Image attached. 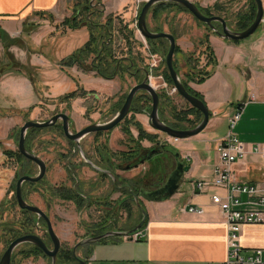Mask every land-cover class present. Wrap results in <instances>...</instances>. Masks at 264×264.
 I'll use <instances>...</instances> for the list:
<instances>
[{"label":"crops","instance_id":"1","mask_svg":"<svg viewBox=\"0 0 264 264\" xmlns=\"http://www.w3.org/2000/svg\"><path fill=\"white\" fill-rule=\"evenodd\" d=\"M102 1L105 17L120 15L125 22L130 23L131 27L136 29V38L147 44L136 25L139 8L147 0ZM190 1L202 9L213 10L217 2L225 0ZM228 10L222 9L220 13L213 15L228 18L230 28L240 31L239 23L235 19H233L234 23H231ZM236 10L235 17L239 12V9ZM73 13L72 0H0V144L4 149L18 150L17 141L20 134L18 135L17 125L20 117L22 119L24 115L34 110L35 112L40 111L45 103H53L55 105L64 104L68 109L66 113L74 121V113L79 114L76 111L79 107L77 104L84 106L90 95L96 96L93 84L101 83V79L109 81L99 76L96 71H84L77 65L69 67L63 63V60L73 55L90 39L87 27L73 29L64 25L63 22L72 17ZM180 17L190 19L184 13H180L177 19ZM192 23L193 20H190L189 28L185 29L183 26L180 27L176 21H172L165 26V31L176 36L177 45L183 50L178 63L184 67L185 55L190 53L196 54L200 68L208 65L207 55L204 53L205 45L201 44V41L209 34L210 46L214 50L217 65L213 74L204 82L189 83L193 90L203 96L211 111L207 127L195 136L175 139L168 135H159V131L150 124V112L144 111L135 115L136 120L143 125L146 131L158 134L162 142L175 147L184 165L190 168L184 172L179 190L171 198L163 201L141 199L142 205L147 210L148 218L139 239L126 235H110L99 241L82 243L77 249V254L79 257L84 254L85 256L81 258L89 264H222L227 259L229 229L225 214L213 203V196L219 194L225 197L227 189L216 186L213 178L215 168L221 162L219 144L228 135L226 128L229 131L231 119L238 110L242 112L235 125L234 133L247 144L249 153L235 162L232 170L237 180L255 185L258 188V194L264 189V20L252 36L241 41L225 39L215 31L201 30L197 23H194V29H192ZM77 37L81 38L80 45L76 43ZM166 44L167 42L162 43L163 49ZM142 52L147 63L151 64L153 61L151 55L144 49ZM211 68V66L208 67V69ZM93 74L96 75L94 76L96 82H91ZM180 76L187 79L185 73H181ZM155 77L156 80L152 82L154 86L163 83V75H155ZM80 87L87 91L84 97H78L71 103L58 101L60 97ZM122 102L124 103L125 100L120 102L121 107ZM165 114L170 124L179 123L173 113L166 112ZM130 116L132 113L128 118ZM185 124L187 126L182 129L190 128L188 123L185 122ZM119 127L115 141L120 143L121 148L112 149L114 151L124 150L122 142L125 141L126 134L123 128ZM131 130L135 137H139L136 127L132 126ZM147 141H143L145 147H149ZM256 144H261L260 152L252 150ZM108 146L112 148V140ZM162 155L163 169L157 176L146 178L143 187L155 189L156 185L149 184V182L160 179L169 170L176 168V157L168 153ZM81 163L87 165L85 161ZM139 166H143V169L131 177L122 175L123 171L120 170L117 174L131 181L147 176L153 168L149 161L137 167ZM19 170V164L12 167L11 158L7 157L4 150L0 148V206L4 201H8L7 204L12 201L11 186L14 179L16 181ZM75 178L70 179L69 185L65 183L62 185L72 186L79 190L81 193H78L85 200L84 206L78 208L74 201L67 202L73 203V207L79 214L86 207L92 208L100 204L102 213L99 219H94L88 224L82 223L89 231L84 240L96 236L93 234L102 230L104 232L101 235L110 232L127 233L142 220V211L135 199H133L134 206L131 215L128 212L124 213L122 201L127 197L122 192L123 188L115 187L114 180L113 195H118H106V193L104 197H99L96 194L103 193L108 184L101 187L97 193L89 194L86 184ZM52 186L58 188L61 185ZM89 186L93 188L94 185L92 183ZM241 199L244 202L242 209L252 207L251 204H247L252 200L248 194H243ZM59 200L66 202L60 198ZM191 207L202 208L203 213L190 212ZM56 209L57 215L68 219V216L60 212L59 207ZM78 227L77 218L72 227L73 231ZM54 228L60 239L64 240L61 235L64 229L58 230L55 222ZM73 231L71 235L74 234ZM240 240L243 246L242 253L245 256L253 254L257 249H264V223L244 224ZM63 248H68V246H63Z\"/></svg>","mask_w":264,"mask_h":264},{"label":"trees","instance_id":"2","mask_svg":"<svg viewBox=\"0 0 264 264\" xmlns=\"http://www.w3.org/2000/svg\"><path fill=\"white\" fill-rule=\"evenodd\" d=\"M73 1V15L72 17L66 19L63 23L64 25L73 28L79 29L81 27H87L90 32L89 41L79 50H77L73 55L63 60V63L69 67L78 65L83 70L96 71L100 76L105 79H115L118 77L121 80L126 78H133L137 82H142L147 73H154V75H163L166 81L170 86H173V80L170 76V73L166 66V61H163L162 64L157 69L151 71L150 64L147 63L146 57L142 52L144 43L139 41L136 38V29L131 27L130 23L125 22L120 15H109L105 17L104 5L102 0H72ZM183 9L189 11L184 6L173 3V2H160L156 4L151 9V18L155 22L153 26L149 23V28L154 32H161L164 30L163 24L160 22V19L164 14L170 12L173 9ZM222 8V3L217 2L212 9H202L201 10L211 16L214 14L213 11H219ZM257 5L255 0H252V6L248 11L239 12L235 17V21L239 23V30H244L248 28L256 17ZM190 12V11H189ZM196 18V17H195ZM197 19V18H196ZM201 24L207 27L209 32H212L211 29L206 23L201 22ZM163 42H167L164 38L158 39H148L149 51L151 54H162L166 56L167 54V44L163 49ZM201 44L205 45V51L208 59V65L206 67L200 68L199 59L196 57L195 53H190L185 55V74L187 79H182L187 90L196 97L205 101L203 96L193 90L189 85L190 82H204L208 79L214 72V68L217 65L216 56L214 50L210 46L209 34L202 38ZM181 51L180 46L177 45L176 54ZM92 57V61L89 62V59ZM175 67L179 74H181L178 64L174 61ZM211 66V69L208 67ZM87 94V91L83 87L78 88L77 90L70 92L59 98L60 103H71L74 99L78 97H84ZM161 107H160V116L168 124V117L166 112L173 113L174 117L178 120L179 123H188L189 127L197 126L203 119V114L196 108L189 106L187 109L180 110L175 104L174 100L166 93L161 92ZM123 104V102H122ZM121 107V105H120ZM120 107L115 110L117 113L120 110ZM152 109V99L151 96L146 92H140L133 103L132 107V116L131 118H126L123 121V130L126 134V139L122 142L124 150L114 151L108 144H99L97 147V153L100 156L102 163L100 165L105 169L114 173L116 170L122 169H132L143 163V160L151 162L153 168L150 174L147 176L135 178V180L122 179L118 183L123 186L125 183L129 182L134 191L143 187V184L147 179H150L153 176H157L163 169L162 157L163 153H168L174 156V153L178 150L167 142H163L162 146L164 151H157L153 153V149L162 143L158 134H153L146 131L143 125L136 120L135 115L141 112H150ZM193 116L194 118H191ZM176 128L178 125H172ZM134 126L139 131V137H135L131 127ZM46 129L50 128H31L27 131L26 137V147L29 151L34 152L33 138L39 135ZM105 132H98L97 135H102ZM20 130H18V135ZM19 137V136H18ZM148 140L153 144V147L147 148L143 145V141ZM71 146L75 147L74 142H69ZM0 148L4 150V153L7 157L15 159L20 166V170L16 175V181L24 174H35V163L27 159L23 154L18 150H7L4 149L0 144ZM74 155L73 151L70 149L65 155V158ZM173 160V159H172ZM80 166V165H79ZM65 169L68 173L70 179L72 178V163L67 162L65 164ZM164 172V170H163ZM104 177H108L104 174ZM158 181L162 179H157ZM40 183L25 182L24 188H32L34 190ZM14 191L16 185L13 187ZM51 197H58L66 201H74L78 208H83L84 198L80 196L79 190L74 189L73 187H68L67 185H61L60 187H49ZM123 194L127 197L126 200L122 201V207L131 215L132 213V202L133 199L128 188L122 190ZM81 193V192H80ZM26 198V193H25ZM16 196L13 198V204L16 205ZM8 202V201H7ZM7 202H3L0 206L2 210L1 218H4V212L7 210ZM8 206V207H9ZM21 220L18 225H14L7 221H1L0 228L4 232L3 238L6 239V243L9 244L11 241L17 237L28 234L33 228L35 215L27 210H20ZM142 215V213H141ZM142 218V217H141ZM104 231L98 232V234L103 233ZM25 248L20 251L21 256H24V259L30 256L36 255H45L43 251L36 246L25 243ZM46 256V255H45ZM16 262V256L13 255L12 264ZM74 262L78 263V260L73 255V248H63L58 256V263L68 264Z\"/></svg>","mask_w":264,"mask_h":264},{"label":"rangeland","instance_id":"3","mask_svg":"<svg viewBox=\"0 0 264 264\" xmlns=\"http://www.w3.org/2000/svg\"><path fill=\"white\" fill-rule=\"evenodd\" d=\"M220 3H222L221 10L229 9L228 11L230 13L228 14V17L231 20V23H234L233 19H235L234 12L237 11L236 9H239L238 10L239 12H245V11H248L250 7L252 6V0H231V1L225 0L223 2L220 1ZM219 11L215 10L213 12L220 13ZM180 13H184L185 15L189 16L190 19H186L184 17H180L179 19H177ZM171 20L176 21L180 27L183 26V28L185 29L189 28L188 27L190 26L189 21L193 20V23L191 26L192 29H194V23H197L199 24L198 26L199 28H201V30L207 31V27L201 24V21L196 19L195 16L191 12L183 10V9L176 8L163 15V17L160 19V22L163 24L164 29L166 25H169V23L172 22ZM149 23L151 24V26H153V24L155 23L151 18V14L149 16ZM79 42H81V38L77 37L76 39L77 45L79 44ZM196 47L197 49L199 48L198 45ZM143 49L146 50L148 54L151 55L150 57L153 58V61L155 60L158 62L157 68H159L160 64H162V62L165 61L166 56L162 54H151L150 53L148 43L147 44L144 43ZM168 49H169V42L167 43V50ZM182 51L183 50L181 49V51L176 54L175 62L178 64V67L180 68L181 73L184 74L185 67L180 66V64L178 63L179 61L178 58H180V53H182ZM90 61H92V57L89 59V62ZM84 71H88V70H84ZM151 75L154 76L151 81L154 83V80H156V77L153 72L151 73ZM94 76L96 75L94 74L91 75V80H92L91 82H94L96 80ZM162 78H164L163 83L158 86H155L160 93H161V90H163L162 92H166L174 100V102H177L176 105L180 108V110L187 109L189 106H191L176 90H174L175 89L174 85L170 86L169 83L166 81L165 77H162ZM136 83L138 82L133 78H126L125 80L115 78L114 80H109V81H102L101 79V83H94V84L92 83L94 86L93 90H96L94 92H96L97 94L96 96L90 95V97L85 101L84 106H82L79 103L77 104V106L79 107L76 111H78L79 114L74 113V121L71 124V131L77 132L93 123H106L110 121L111 119H113L114 116L116 115L115 110L118 109L120 102L123 99L125 100L130 89ZM69 111H70L69 113H71V110ZM57 112H68V109L65 107L64 104L55 105L53 103H45L43 105V108L40 109V111L35 112L34 110L32 112H28L27 115H24L22 119L20 117L19 124L17 125V129L20 130V128L24 125V123L27 120H36V121H41V122L46 121L50 119ZM191 118H194V117L191 116ZM122 124L123 122L119 126L123 128ZM174 125H178L179 127L187 126L185 123H177ZM119 126L113 129L112 131L105 132L104 134L99 135V136L96 135V133L87 135L80 143L85 157H83L82 154H80L79 148H78L79 146L77 144L78 152L76 154L74 153V155L68 158H65V155L68 153V150H69L68 149V146H69L68 139L62 136L58 130L46 129L43 132H41L39 135H37L35 138H33L32 140L33 146H34V153L46 161V163L48 164L49 170L46 176V183L44 184L47 187H45V189L39 188L37 191H35L32 188L31 189L28 188L27 189L28 199L30 203L35 204L41 207L42 209H44L45 211L49 212L50 216L53 217L52 218L53 222L56 223V227L58 228V230H61V228L64 229L63 232L61 233L62 239H64L62 240L64 247L68 246V248L72 249L76 243L85 239L84 237L89 231L85 229L86 226L82 225V223L85 222L86 224H88L90 221H93L94 219H99V216L102 214L100 212V204L94 205L93 207L91 206L92 208L86 207L84 208L82 213L79 214L76 212L77 209L73 207L74 206L73 203L69 204V202L67 201L66 202H62L60 200L58 201L59 198H52L50 196V193H49L50 191L48 190V188L52 187V185L56 186V185H62L64 183L69 185L71 183L70 177L68 176V173L64 167L67 162L68 163L71 162L72 163V174H71L72 177L73 178L76 177L77 181H82L86 184L87 193L88 192L89 194L97 193L101 187H104L106 184H108L107 189H104L103 193H100V194L97 193L96 195L99 197H104L106 193H107L106 195H109V194L113 195L115 190L113 188V185H112L113 181L111 180V178L107 177L108 179H101V176L96 172L97 171L96 167H94V165L91 164L89 161L93 160L96 163L100 161L99 159L100 157L98 156L96 148L101 143L103 144V143L108 142L107 144H109V142L112 140L111 149L118 150L121 148L120 143L115 141V139L117 138V134H118L117 132L118 130H120ZM226 131L229 132L228 128H226ZM161 134H164V133L159 132L160 136ZM165 135L166 134H164V136ZM162 139L164 138L162 137ZM147 144L149 146L147 148L153 147V144L151 142L147 141ZM85 160L87 162V165H83V163H81L82 161H85ZM78 164H80V166ZM14 165H17V162L15 159H11V166L13 167ZM142 169H143V166L142 167L139 166L137 168L122 169L120 171H123L122 175L131 177L133 174H138ZM38 170L39 169L37 167V170L35 172H38ZM14 183H15V179H14L13 184ZM92 183L94 185L93 188L89 186ZM150 183H153V185H157L158 180H151L149 184ZM153 185H150V186H153ZM11 187H13V185ZM10 193L13 195V191H11ZM114 195H118V194H114ZM8 198L11 200L10 196ZM133 206H134V202H132V208ZM56 207H59L60 212L63 215L68 216V219H63L59 214L57 215ZM126 212L127 211L124 209V213ZM142 216L143 215H141V217ZM0 218H1V215H0ZM4 218L7 219L6 221H10L9 223L18 225V223L20 222L22 218L20 214V207L18 206V204L14 205L13 202L10 201L9 208L6 210V212H4ZM77 218L79 222V227L78 229H75L73 231L72 227L75 224V221L77 220ZM72 231L74 232L73 235H71ZM2 232L3 231L0 230V234H2ZM6 247H7L6 242L0 239V253L1 254L6 250ZM23 248H25L24 244L20 245L15 250L14 254L16 256V262H14V264H52L51 258L45 255H42V254L36 255L35 257L30 256L24 259V256L22 257L20 254V251ZM81 256L84 257L85 255L82 254L80 255V257ZM72 264H75V263H72Z\"/></svg>","mask_w":264,"mask_h":264},{"label":"water","instance_id":"4","mask_svg":"<svg viewBox=\"0 0 264 264\" xmlns=\"http://www.w3.org/2000/svg\"><path fill=\"white\" fill-rule=\"evenodd\" d=\"M160 2H173L180 4L184 6L186 9H188L199 21L206 23L213 31H215L217 34H219L221 37L233 40V41H241L244 39L249 38L252 36L261 26L264 20V2L263 0H255L257 5V11H256V17L252 24L240 31H236L230 28L228 21L220 15H207L205 14L201 8L194 2L190 0H147L144 2L141 12L138 17V30L143 37V39H158V38H164L169 41V49L165 58L167 69L170 73V76L173 80L174 86L177 90V92L194 108L199 110L203 114L202 121L195 127L191 128H176L171 126L170 124L166 123L160 116V107H161V97L160 92L158 89L151 83L150 80V73H147L144 80L142 82H138L135 84L127 94V97L125 99V102L123 103L120 110L116 113L113 119L106 123H93L91 125H88L84 129L73 133L70 130V120L71 117L67 113H59L54 115L50 120L40 122L36 120H27L24 125L21 127L20 130V138L18 140V150L21 154H23L27 159L33 161L36 163L39 167V174L37 176H31V175H25L19 178L17 182L16 187V197L19 204V207L24 210H29L37 215H41L48 224V232L51 236V239L54 243V247L50 248L47 243L37 234H27L18 237L15 239L11 244L8 246V248L5 250L1 260L0 264H11L14 251L16 248L24 243H31L39 248L45 253L46 256L50 257L52 259V264L58 263V254L61 248V239L56 234L53 224L50 220V218L47 216V214L37 205L28 203L24 196H23V183L25 181H31V182H38L41 179L44 178L47 172V163L45 160H43L41 157H39L34 152H31L26 147V134L27 131L31 128H45L52 126L56 124V122L59 119L63 120V128L66 136L75 141H80L83 139L86 135L97 133V132H109L113 129H115L117 126H119L131 113L134 100L136 96L140 92H146L151 96L152 99V109L149 113L150 117V124L151 126L169 137L175 138V139H185L192 136H195L199 133H201L208 125L210 118H211V111L209 110L207 104L205 101L201 100L200 98L196 97L195 95H192L186 88L185 84L182 81V78L177 71L175 67V55H176V48H177V38L174 34L170 32H153L148 25V16L150 10L155 6L156 4ZM217 22L221 25V28L217 27ZM153 152H156L154 150ZM174 156L176 157L177 166L172 171L168 182L165 186L159 188V189H148L145 187H142L139 192L135 193L132 191V188L129 183L125 184L124 186H117V188H124L128 187L130 191L132 192L134 199L136 201L137 206L140 208L143 214L142 220L139 222L137 226H135L131 231L127 233H116V232H110L108 234H103L100 236L92 237L90 239L84 240L83 242H79L75 248H74V255H76L75 251L78 246H80L82 243H88L93 241H99L106 236L110 235H126L129 236L133 234L136 231L142 230L144 227V224L148 218V213L146 208L142 205L141 199H147L150 201H163L171 198L180 187V183L183 179L184 172L189 170V166H185L184 163L181 160V155L179 152L174 153ZM112 175V174H111ZM82 261V260H81ZM83 264H89L87 261H82Z\"/></svg>","mask_w":264,"mask_h":264},{"label":"built area","instance_id":"5","mask_svg":"<svg viewBox=\"0 0 264 264\" xmlns=\"http://www.w3.org/2000/svg\"><path fill=\"white\" fill-rule=\"evenodd\" d=\"M150 67L152 70L156 69L158 62L154 60ZM153 77V75H150L151 81ZM241 112V110H238L232 117L229 133L219 144L221 162L216 166L213 178V183L216 186L227 189L225 197L219 194L213 196V203L225 214L229 229L228 256L222 264H264V249H257L253 254L245 256L242 253L243 246L240 240L244 224L264 223V189L258 194V188L255 185L237 180L232 170V165L249 153L247 144L234 133V128L241 117ZM261 148V144H256L252 147V150L260 152ZM243 194H248L252 199L251 202L247 203L251 204L252 207L241 208L244 204L241 199ZM189 211L199 214L203 213V209L199 207H191ZM142 231H136L129 237L139 239L143 234Z\"/></svg>","mask_w":264,"mask_h":264},{"label":"flooded vegetation","instance_id":"6","mask_svg":"<svg viewBox=\"0 0 264 264\" xmlns=\"http://www.w3.org/2000/svg\"><path fill=\"white\" fill-rule=\"evenodd\" d=\"M144 4V3H143ZM143 4L140 6V8H139V11H138V17H139V14H140V12H141V8H142V6H143ZM154 7V6H153ZM150 12H151V10H150ZM150 12H149V16H150ZM149 16H148V25H149ZM221 16V15H220ZM138 17H137V22H136V25H138ZM226 19V18H225ZM227 20V19H226ZM228 21V20H227ZM217 27L218 28H221V25L217 22ZM137 29H138V27H137ZM163 31H165V29L163 30ZM154 32V31H153ZM162 32V31H161ZM166 32V31H165ZM176 37V36H175ZM167 40V39H166ZM146 42L148 43V39L146 40ZM169 41L167 40V43H168ZM168 52V51H167ZM167 55V54H166ZM150 69H151V67H150ZM151 71H153L152 69H151ZM98 74V73H97ZM99 75V74H98ZM150 75H151V73H150ZM100 76V75H99ZM102 77V76H101ZM104 78V77H103ZM116 78H118V77H116ZM108 80H113V79H108ZM127 97V96H126ZM59 113H62V112H57V113H55L54 115H56V114H59ZM63 113H66V112H63ZM53 115V116H54ZM52 116V117H53ZM51 117V118H52ZM50 118V119H51ZM50 119H48V120H50ZM48 120H46V121H48ZM41 122V121H40ZM42 122H44V121H42ZM72 120H70V130H71V124H72ZM45 128H50V129H54V130H58L59 132H60V134L62 135V136H64L66 139H68V144H69V146H68V149L70 150H72L73 151V153H77L78 152V150H77V144H78V148H79V152H80V154H82V156L83 157H85L84 156V152H83V150H82V148H81V145H80V143H81V141L87 136H85L83 139H81L80 141H75V140H71V139H69L67 136H66V134H65V132H64V128H63V120L62 119H59L57 122H56V124H54V125H52V126H49V127H45ZM40 129H43V128H40ZM72 132V131H71ZM78 132V131H77ZM73 133H76V132H73ZM98 133V132H97ZM97 133H96V135H97ZM99 136V135H98ZM26 137H27V134H26ZM19 138H20V136H19ZM19 140V139H18ZM74 142L75 143V147H73V146H71V144L69 143V142ZM17 143H18V141H17ZM102 144V143H101ZM103 144H105V143H103ZM164 145V143L162 142L160 145H157V147H155V149H153V151L154 150H156V152L157 151H164V149H163V146ZM98 147V146H97ZM68 150V151H69ZM96 150H97V148H96ZM165 152V151H164ZM153 153H155V152H153ZM100 159V161L97 163V165L96 164H93V162L92 161H89L91 164H93L94 165V167H96V172L101 176V179H107L106 177H104V174H106L108 177L109 176H111L112 178V181L114 180V184H115V187H117L116 186V184L118 185V186H121V185H119V181L120 180H122L123 178H121L118 174H117V170L114 172V173H112L111 171H109V170H107V169H105L104 167H102L101 165H100V163H102V160H101V158H99ZM147 160H143V163L144 162H146ZM85 162H86V160H85ZM35 165H36V170H37V167H38V165L35 163ZM49 167H48V164H47V172H48V169ZM38 169H39V167H38ZM174 169H171V170H169L167 173H166V175L165 176H162L160 179H162L161 181L159 180L158 181V184L156 185V188L155 189H159V188H161V187H163V186H165L166 185V183L168 182V179H169V177H170V175H171V173H172V171H173ZM39 172H40V170H38V172H35V174H24V175H22V176H25V175H31V176H37L38 174H39ZM47 172H46V175L44 176V178L43 179H41L40 181H38V182H32V183H40V185L37 187V189L35 190V191H37L39 188H42V189H45V187H47V186H45L44 184L46 183V176H47ZM112 174V175H111ZM21 176V177H22ZM20 177V178H21ZM19 180V179H18ZM17 182L18 181H15V183L13 184V187L16 185V187H17ZM25 182H31V181H25ZM24 182V183H25ZM24 183H23V185H22V187H23V196L25 195V193H26V198H25V196H24V198H25V200L28 202V203H30L29 202V199H28V191H27V189L28 188H24ZM127 183H129V182H127ZM127 183H125V184H127ZM124 184V185H125ZM130 184V183H129ZM123 185V186H124ZM130 186H131V184H130ZM13 187L11 188V191H13V195H12V199L14 198V196H16V189H15V191H14V189H13ZM72 187V186H71ZM122 187V186H121ZM124 188H128V187H124ZM123 188V189H124ZM131 188H132V186H131ZM29 189H31L30 187H29ZM119 189V188H118ZM122 189V188H121ZM122 189V190H123ZM141 189V188H140ZM140 189H138V191H134V189H132V191L133 192H139V190ZM128 190H129V192H130V194H131V197H132V199H134V196H133V194H132V192L130 191V189L128 188ZM51 196V195H50ZM16 198V203L18 204V201H17V197H15ZM61 199V198H60ZM63 200V199H62ZM66 201V200H65ZM70 201H72V200H70ZM12 202H13V200H12ZM30 204H32V203H30ZM35 205V204H34ZM9 206V204L7 205V207H5V208H9L8 207ZM18 206H19V204H18ZM39 207V206H38ZM41 208V207H40ZM42 209V208H41ZM20 210H24V209H21L20 208ZM46 214H47V216L50 218V220H51V222H52V224H53V228H54V222H53V219H52V217L50 216V214H49V212H47V211H45L44 209H42ZM27 211H29V210H27ZM6 212V211H5ZM29 212H31V211H29ZM31 213H33V212H31ZM34 215H35V220H34V224H33V228H31V232L30 233H28V234H37L38 236H40L46 243H47V245L50 247V248H53L54 247V243H53V241H52V239H51V236H50V234H49V232H48V224H47V221L41 216V215H37V214H35V213H33ZM0 215L2 216V210H0ZM4 215V214H3ZM7 219H5V218H0V223H1V221H6ZM7 222H10V221H7ZM3 229V228H2ZM1 228H0V230H2ZM54 230H55V228H54ZM56 232V231H55ZM57 234V233H56ZM5 234H4V232H2V234H0V239L1 240H4L5 242H6V239L5 238H3V236H4ZM24 235H27V234H24ZM58 235V234H57ZM93 235H96V236H100L101 235V233L100 234H98L97 232L96 233H94ZM103 235V234H102ZM21 236H23V235H21ZM96 236H92V237H96ZM20 237V236H19ZM91 237V238H92ZM18 238V237H17ZM16 238V239H17ZM88 239H90V238H88ZM15 240V239H14ZM13 240V241H14ZM13 241H11V242H13ZM11 242L9 243V244H7L6 243V245H7V247H6V249L8 248V246L11 244ZM25 244V243H24ZM31 244V243H30ZM78 244V243H77ZM76 244V245H77ZM22 245V244H21ZM33 245V244H32ZM75 245V246H76ZM20 246V245H19ZM18 246V247H19ZM35 246V245H34ZM75 246L73 247V250H74V248H75ZM17 247V248H18ZM37 247V246H36ZM79 247V246H78ZM78 247H77V249H78ZM16 248V249H17ZM37 248H39V247H37ZM39 249H41V248H39ZM63 249V242H62V240H61V248H60V251H59V254H60V252H61V250ZM77 249H76V251H75V253H76V255H74V251H73V255L76 257V259L78 260V263H80V264H83L82 263V261H85L83 258H81V257H79L78 256V254H77ZM5 252V251H4ZM4 252L1 254L0 253V260H1V258H2V256H3V254H4ZM14 253H15V251H14ZM44 253V252H43ZM45 254V253H44ZM59 254H58V256H59ZM14 255V254H13ZM13 259V258H12ZM52 260V259H51ZM82 260V261H81ZM12 264V263H11ZM57 264H59V263H57ZM68 264H72V262L71 263H68Z\"/></svg>","mask_w":264,"mask_h":264}]
</instances>
